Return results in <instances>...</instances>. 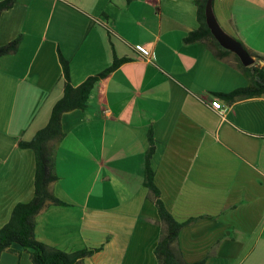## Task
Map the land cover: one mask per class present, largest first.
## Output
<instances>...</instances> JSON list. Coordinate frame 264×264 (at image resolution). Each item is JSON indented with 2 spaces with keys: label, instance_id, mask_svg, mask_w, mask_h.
<instances>
[{
  "label": "crops",
  "instance_id": "1",
  "mask_svg": "<svg viewBox=\"0 0 264 264\" xmlns=\"http://www.w3.org/2000/svg\"><path fill=\"white\" fill-rule=\"evenodd\" d=\"M212 11L264 58V0H215ZM197 28L194 0H14L0 14V46L21 38L0 58V228L34 194L35 156L18 144L46 126L63 96L58 52L74 87L127 59L97 82L85 110L62 116L49 189L67 206L36 216V240L67 253L100 247L84 264H158L164 227L143 183L151 135L167 211L179 222L198 218L174 245L183 260L264 264V95L225 101L248 80L204 42H183ZM12 249L0 264H32L27 250Z\"/></svg>",
  "mask_w": 264,
  "mask_h": 264
},
{
  "label": "trees",
  "instance_id": "2",
  "mask_svg": "<svg viewBox=\"0 0 264 264\" xmlns=\"http://www.w3.org/2000/svg\"><path fill=\"white\" fill-rule=\"evenodd\" d=\"M127 3L133 0H125ZM215 0H194L198 28L189 32L184 38L185 44L204 42L214 57L218 60L231 59L236 67L248 80L247 87L236 89L220 96L228 103L264 95V65L258 66L263 57H256L253 65L245 67L233 53L223 49L212 36L206 25L205 9L208 3ZM14 0L0 1V14L10 9ZM21 38L0 46V58L13 55L19 48ZM252 57V55H250ZM59 63L64 78L63 96L55 103L46 126L34 135L29 142H19V147L30 149L35 156L34 194L27 203H18L12 210L9 221L0 228V256L3 252H15L13 245H18L28 251L32 264H84L85 258L91 257L100 251L99 248H83L67 253L39 242L35 238V218L47 206H67L56 198L50 191V184L57 180L55 173V156L58 145L64 138L61 119L62 116L73 110H85L89 96L97 82L117 69L127 59H115L111 66L101 73L87 78L79 86L74 87L70 80L69 62L58 52ZM154 140L149 135V148L145 154L144 186L154 197L160 222L163 224V234L159 239L154 253L158 264H204V261L187 263L175 249L180 231L196 222L198 218H190L184 222L176 221L167 211L160 198V192L154 183V172L150 166L154 154Z\"/></svg>",
  "mask_w": 264,
  "mask_h": 264
},
{
  "label": "water",
  "instance_id": "3",
  "mask_svg": "<svg viewBox=\"0 0 264 264\" xmlns=\"http://www.w3.org/2000/svg\"><path fill=\"white\" fill-rule=\"evenodd\" d=\"M205 20H206V25L209 28L212 36L214 37L216 42L220 45V47L236 55L243 66L248 67L254 64L255 59L250 56V54L243 47V45L236 39L227 35L220 28L213 14L211 3H208L206 6Z\"/></svg>",
  "mask_w": 264,
  "mask_h": 264
},
{
  "label": "built area",
  "instance_id": "4",
  "mask_svg": "<svg viewBox=\"0 0 264 264\" xmlns=\"http://www.w3.org/2000/svg\"><path fill=\"white\" fill-rule=\"evenodd\" d=\"M135 50L143 56H149L150 55V48L147 45H138L135 47ZM212 109L219 111L221 109V103L218 99H214L210 103Z\"/></svg>",
  "mask_w": 264,
  "mask_h": 264
},
{
  "label": "rangeland",
  "instance_id": "5",
  "mask_svg": "<svg viewBox=\"0 0 264 264\" xmlns=\"http://www.w3.org/2000/svg\"><path fill=\"white\" fill-rule=\"evenodd\" d=\"M256 60V59H255Z\"/></svg>",
  "mask_w": 264,
  "mask_h": 264
}]
</instances>
